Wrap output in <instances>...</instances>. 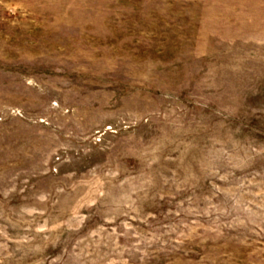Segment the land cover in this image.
<instances>
[{
  "label": "rangeland",
  "instance_id": "obj_1",
  "mask_svg": "<svg viewBox=\"0 0 264 264\" xmlns=\"http://www.w3.org/2000/svg\"><path fill=\"white\" fill-rule=\"evenodd\" d=\"M0 264H264V0H0Z\"/></svg>",
  "mask_w": 264,
  "mask_h": 264
}]
</instances>
